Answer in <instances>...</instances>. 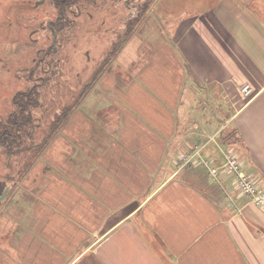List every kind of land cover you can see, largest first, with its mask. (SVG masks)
Listing matches in <instances>:
<instances>
[{
	"label": "crops",
	"instance_id": "0c3cea01",
	"mask_svg": "<svg viewBox=\"0 0 264 264\" xmlns=\"http://www.w3.org/2000/svg\"><path fill=\"white\" fill-rule=\"evenodd\" d=\"M150 8L163 29L147 57L90 79L93 103L81 91L13 182L24 214L0 264H264V207L201 161L233 149L264 188V0Z\"/></svg>",
	"mask_w": 264,
	"mask_h": 264
},
{
	"label": "rangeland",
	"instance_id": "374dc122",
	"mask_svg": "<svg viewBox=\"0 0 264 264\" xmlns=\"http://www.w3.org/2000/svg\"><path fill=\"white\" fill-rule=\"evenodd\" d=\"M181 1L186 0H171L176 6ZM152 2L74 0L71 5L56 6L53 0H0V123L9 117L10 111L16 113L15 103H21L22 98L19 91L29 94L26 102L22 100L30 105L26 117L32 115L21 134L11 128L9 140L8 133L0 135V142L8 145L7 149L0 146V242H5L2 236L8 235V227L24 214L22 200H16L21 189H15L13 182L21 179L31 157L38 155L41 149L36 144L43 143L48 130L53 129L52 120L63 118L81 91H87L84 96L89 94V105L93 103L94 88L88 87L96 73L100 76L106 69L116 68L122 75L130 74L127 70L147 57L152 49L148 32L163 29L162 23L157 22L162 18L145 14L146 10L155 11L150 8ZM177 13L178 9L170 12ZM59 15L70 16L72 23L64 20L65 29L57 32L54 40L50 25L55 24ZM202 106V115L207 114L206 108L213 111L211 104L204 102ZM197 107L202 111L200 105ZM235 131L224 129L223 141L235 144L240 140ZM19 143L23 148H18ZM206 173L203 170L202 174ZM6 187L9 189L1 199Z\"/></svg>",
	"mask_w": 264,
	"mask_h": 264
},
{
	"label": "built area",
	"instance_id": "2783aa9c",
	"mask_svg": "<svg viewBox=\"0 0 264 264\" xmlns=\"http://www.w3.org/2000/svg\"><path fill=\"white\" fill-rule=\"evenodd\" d=\"M248 90V87L244 86L243 91L248 92ZM193 156H195V153H186L182 155L181 159L184 163H187ZM201 161L211 179H217L221 173L233 175L238 191L249 196L255 206L264 207V188L260 186L258 179L243 171L241 158L233 149L224 151L222 161L219 164H212L209 159L204 158Z\"/></svg>",
	"mask_w": 264,
	"mask_h": 264
},
{
	"label": "flooded vegetation",
	"instance_id": "af4514ba",
	"mask_svg": "<svg viewBox=\"0 0 264 264\" xmlns=\"http://www.w3.org/2000/svg\"><path fill=\"white\" fill-rule=\"evenodd\" d=\"M54 1V3H55V5L56 6H58V4H60V3H64V4H66V5H71L72 3H73V1L74 0H53ZM76 1V0H75ZM95 0H84V2H90V3H92V2H94ZM109 1H111V3L112 2H114V3H116V2H118L119 0H109ZM68 17V18H67ZM67 17H65V16H63L62 17V15H59V16H57V19H56V22H55V24L54 23H52L51 25H50V28L54 31V36H53V39L54 40H56V37H57V32H59V31H62L63 29H65V23H64V20H66V22H67V24H69V23H72L71 22V17L70 16H67ZM141 17H142V15H141ZM52 50V49H51ZM53 51L55 52L56 50L55 49H53ZM93 78H94V76L91 78L92 80H93ZM43 81H45L44 80V78L42 79ZM43 84H45V82H42ZM39 85H41V83L39 84ZM19 93H21L22 95V98H21V103H15V105L17 104V109H16V113H14L13 111H15V110H13V111H10L9 112V117L8 118H5L1 123H0V135L1 134H3V135H7L6 133H8V140H9V137H10V135L11 134H9L10 132H9V130L11 129V128H15L16 129V133H18V134H21L22 132H23V130L25 129V127H26V124H28V122L30 121L31 122V120H32V115H31V117H30V113H29V116L28 117H26V113L28 112V108L30 107V105L28 104L27 105V103H25L26 101L25 100H27V96L29 95V94H27V91L26 90H23V91H19ZM25 101V102H23V100ZM28 100H29V97H28ZM71 106V105H70ZM69 108V107H68ZM65 112H67V109L65 110ZM10 118H12V120H10ZM10 120V121H9ZM11 121H12V123H11ZM37 123V122H36ZM38 124H36V126H37ZM49 132V133H48ZM48 135L45 137V139L43 140V142H45V141H47V139H48V136L51 134V132H50V129L48 130ZM12 142V141H11ZM5 146V143H1L0 142V146ZM19 146H18V148H23V146L21 147V144L19 143L18 144ZM37 146H39V148H41L42 147V143L40 144V145H38V144H36ZM9 147H11V146H9ZM8 148V145H7V147L5 146V149H7ZM12 148V147H11ZM9 151H11L12 152V150H9ZM18 151V150H17ZM10 180V179H9ZM11 182V181H10ZM10 185V184H9ZM8 189H9V187H7ZM8 191V190H7ZM7 191L6 192H4L3 191V194L1 195V199H4V197L6 196V193H7Z\"/></svg>",
	"mask_w": 264,
	"mask_h": 264
},
{
	"label": "trees",
	"instance_id": "16d2710c",
	"mask_svg": "<svg viewBox=\"0 0 264 264\" xmlns=\"http://www.w3.org/2000/svg\"><path fill=\"white\" fill-rule=\"evenodd\" d=\"M96 74H97V73H96ZM96 74L94 75V78H93L92 81L98 79L99 76H98V75L96 76ZM69 110H70V107L67 108V111H69ZM66 114H67V112H65V116H64V117H66ZM52 121H53V124H52V125H53V126H52L53 129H50L51 134L48 136L47 141H45V142L42 143V147H44L47 143H49L50 139L52 138V134H53V132H55L56 130H58V128L62 125V119H60V118L55 119V120H52ZM23 132H24V130H23ZM16 138H18V136H15V139H16ZM42 147H41V148H42ZM41 148H40V149H41ZM10 153H11V152H10ZM35 158H36L35 155H33V156L31 157V160H30L29 165L25 168L24 173L20 176V178L24 177V175L28 172V170H29L30 166L32 165V163L34 162Z\"/></svg>",
	"mask_w": 264,
	"mask_h": 264
},
{
	"label": "water",
	"instance_id": "95a60500",
	"mask_svg": "<svg viewBox=\"0 0 264 264\" xmlns=\"http://www.w3.org/2000/svg\"><path fill=\"white\" fill-rule=\"evenodd\" d=\"M7 190H8V188L6 187L5 190H4V192H6Z\"/></svg>",
	"mask_w": 264,
	"mask_h": 264
}]
</instances>
